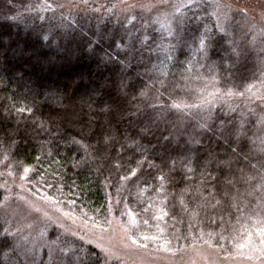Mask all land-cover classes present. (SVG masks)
Wrapping results in <instances>:
<instances>
[{"label":"trees","instance_id":"trees-1","mask_svg":"<svg viewBox=\"0 0 264 264\" xmlns=\"http://www.w3.org/2000/svg\"><path fill=\"white\" fill-rule=\"evenodd\" d=\"M114 2L0 0V168L82 225L134 218L145 252L242 255L264 216V50L227 44L205 6L167 37L128 25ZM46 209L60 221L35 242L0 213V264H114Z\"/></svg>","mask_w":264,"mask_h":264},{"label":"rangeland","instance_id":"rangeland-1","mask_svg":"<svg viewBox=\"0 0 264 264\" xmlns=\"http://www.w3.org/2000/svg\"><path fill=\"white\" fill-rule=\"evenodd\" d=\"M180 0H115L114 7L116 12L123 20H126L128 25L136 23L139 17L145 20V27L158 25L167 37L166 27L161 24H167L165 14L173 13L175 9L172 5L179 3ZM188 3L189 0H183ZM219 4V23L223 27L224 32H221L217 27V31L221 35H226L227 44L234 45L242 44L248 48H259L264 50V33L260 31L264 27V0H195L191 7H207L211 13L215 11L214 5ZM150 9V10H149ZM185 10V9H183ZM182 10V11H183ZM210 13V14H211ZM227 13V17H225ZM216 26V17L212 16ZM157 18L161 21L156 22ZM174 27V22H173ZM237 29V30H236ZM239 29V30H238ZM237 31V32H235ZM174 33V32H173ZM226 33V34H225ZM263 53V52H262ZM256 94V93H255ZM250 96L249 102L253 104L259 99L257 94ZM264 102V101H263ZM22 181V180H21ZM0 188L6 193L5 203L2 210L5 216L10 217L14 224L21 225V229H25L27 236L35 242V238H41L38 225L45 221L51 222L52 218L48 215V210H54L62 214V224L65 222L70 224V231L81 238L89 239L96 247L97 244L110 250L112 255L106 256L109 263L114 264H258L257 261L246 259L248 249H242V255L226 258L218 256L217 252L211 248L200 247L193 249L191 255L187 259L180 257H171L167 253L165 256L155 255L143 250L139 244L134 243L128 234L127 226L132 223V217L128 216L124 221L119 218H114L108 229L99 230L87 224L82 225L78 220H73L68 212L57 209L54 204L45 198H37L28 196L23 189L15 174L3 171L0 168ZM18 190V194L14 195L13 191ZM21 192V195L19 194ZM34 197V198H33ZM53 204V205H52ZM58 220L56 223H59ZM58 226V225H57ZM62 226V225H61ZM60 226V227H61ZM34 244V243H33ZM100 249V248H99ZM169 251V250H168ZM165 250V252H168Z\"/></svg>","mask_w":264,"mask_h":264},{"label":"snow or ice","instance_id":"snow-or-ice-1","mask_svg":"<svg viewBox=\"0 0 264 264\" xmlns=\"http://www.w3.org/2000/svg\"><path fill=\"white\" fill-rule=\"evenodd\" d=\"M164 2H167V0H164ZM195 3V0H189L188 3L183 2V0H180L179 3H176L173 6V8L175 9V11L173 13H168L165 14V20L167 21V24H161L162 27H166L168 34L171 36L173 34V32L175 31V28L173 27V22H176L177 25L181 24L183 22V16L185 15L184 12L182 11L183 9H190L191 4ZM215 7V11H213L210 15L216 17V27L221 31L224 32L223 27L220 25L219 23V9H220V5L216 4L214 5ZM150 10V9H149ZM225 17H227V13L224 14ZM158 23H160L161 21L159 20V18H157ZM211 29H208L207 27L205 28V32H210ZM260 31L262 33H264V27H262L260 29ZM226 34V33H225ZM45 39H47V37H45ZM209 37H207L204 34H201L199 37V51H204L206 49L207 46V41H208ZM252 87H254L253 85H250L249 88L247 89V91H251ZM238 95L243 96L244 93L240 92V93H236ZM227 95L231 96L234 95V93L229 90V92L227 93ZM191 107L190 105H182L179 103H176L173 105V107L175 108H181V107ZM196 107H199V105H195ZM19 111L23 112L25 111V109L21 108L19 109ZM30 111V109H29ZM264 119V118H262ZM255 167V166H253ZM29 171V169L25 168L24 172L27 173ZM135 171L132 172V175H135ZM161 179H163V177H161ZM251 179H255V177H252ZM262 183H260L259 185L256 186L257 191H260L262 189H264V177H261ZM229 183H231V181H229ZM220 204V201L217 200L216 201V205ZM216 205H213L212 207L215 208ZM230 207L233 208H237V205L232 204L230 205ZM237 210H239L237 208ZM222 219V217H221ZM132 223L135 224V219H132ZM253 229L252 231H248L247 232V237H246V242L244 243H238L236 245L237 249H244L247 248L248 249V254L246 256V259L250 260V261H257L258 264H264V216H260L259 218L255 219L254 221V225H253ZM5 233L8 235H12V233H10L8 231V229H5ZM223 238V237H222ZM145 240L150 239L149 237L145 236L144 237ZM151 239H155V237H152ZM135 243V241H133ZM170 243V241H165V244ZM97 247L100 248V250L102 252L105 253L106 256H110L112 255V253L110 252L109 249L104 248L102 245L97 244Z\"/></svg>","mask_w":264,"mask_h":264}]
</instances>
